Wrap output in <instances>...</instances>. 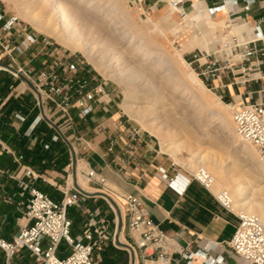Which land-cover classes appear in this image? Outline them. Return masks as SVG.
<instances>
[{
    "label": "crops",
    "instance_id": "0c3cea01",
    "mask_svg": "<svg viewBox=\"0 0 264 264\" xmlns=\"http://www.w3.org/2000/svg\"><path fill=\"white\" fill-rule=\"evenodd\" d=\"M133 1L139 5L162 8L160 19L169 15L175 24H184L183 31H167L180 38L182 48L178 50L183 57L185 52L197 47L215 49L219 44L218 35H213L216 28H228L230 25V32L241 34L249 31L246 23L255 24L264 20V0H256L247 13L237 18L229 14L243 8L244 0H239L237 5L226 6L215 16L211 15L213 7L223 5L227 0H182L175 11L170 0ZM180 9L186 13L184 17ZM0 17L1 65L14 69L23 67L36 73L47 65L68 58L54 43L39 36L35 44L23 49L21 44L29 34L28 27L11 19L1 5ZM196 29L200 30L201 36ZM7 43L11 46V56L3 50ZM1 65L0 226L6 239L12 240L25 221L29 191L22 183L35 186L60 201L69 183L67 178L75 157L77 168L84 165L99 171L113 192L130 193L140 198L151 219L170 237L173 264H190L183 257L185 253L193 254L191 264H209L216 258H223L220 264H242L230 248L239 225L237 213L223 207L216 194L200 182L189 181L184 192L170 185L169 181L174 178L187 182L189 172L171 156L158 150L155 142L145 133H141L136 140L131 139L125 130L134 126L116 110H111L107 105V93L91 116L81 119L74 109L73 119L68 122L50 107L40 113L34 94L25 82ZM217 84L214 82V85ZM221 84L225 87L217 92L231 101L238 97L244 102L264 100V94L257 92L259 84L253 85L254 94L251 97L247 96L245 87L231 85L227 79H223ZM115 138L117 145L110 151L111 141ZM19 156L23 158L17 161ZM80 181L83 182L82 179ZM67 214L72 220L73 236L91 232L95 238H101L94 250L96 264H129L127 251L111 242L114 215L103 198L81 200L69 208ZM69 253L68 246L61 244L58 255L66 257ZM0 264H5L2 250ZM11 264L40 263L23 248L13 257Z\"/></svg>",
    "mask_w": 264,
    "mask_h": 264
},
{
    "label": "built area",
    "instance_id": "2783aa9c",
    "mask_svg": "<svg viewBox=\"0 0 264 264\" xmlns=\"http://www.w3.org/2000/svg\"><path fill=\"white\" fill-rule=\"evenodd\" d=\"M238 1L227 0L221 6L213 7L211 15L215 16L226 6L237 5ZM244 1L243 8L229 15L237 18L238 15L247 13L256 2ZM181 2L182 0H171L176 8H179ZM180 14L183 17L186 15L181 9ZM246 24L249 31L241 34L230 32V25L228 31L218 33L219 44L215 49L197 48L190 52V60H187L189 65L211 90L225 87L221 81L227 79L231 85L245 87L249 97L254 94V84H259L260 89L257 92L264 94V20ZM37 41V36L29 33L21 47L28 49ZM3 50L11 56L10 43ZM1 66L25 82L34 94L40 113L50 107L68 122L73 119L74 109L81 119L91 116L106 93L107 84L95 76L81 58L60 60L36 73L23 67L14 69ZM214 82L219 84L214 85ZM231 105L236 133L242 141L256 148L264 174V100L244 102L238 97L231 101ZM125 131L133 140L142 133L136 126ZM116 145L115 138L111 141L109 150L112 151ZM22 158L19 156L17 161ZM74 162L75 157L71 161V171L67 178L69 183L63 190L64 196L60 201L35 186L22 183L29 191L24 223L12 240L4 237L0 226V250L5 254V264H11L13 257L23 248L30 251L40 264H96L94 250L101 238H95L91 232L83 236H73L72 220L67 214L69 208L90 197H101L107 202L115 222L111 242L117 248L127 251L129 264H173L169 249L171 239L151 219L140 198L130 193L113 192L104 175L84 165L79 166L80 179H71ZM192 180L211 190L213 178L204 169L189 172L187 182L174 178L169 184L184 192ZM216 199L226 209L236 212L239 218L238 228L230 242L232 252L242 260V264H264V216L237 212L227 191L216 195ZM63 243L70 249L66 257L58 255L59 247ZM192 256V253L183 254L190 264ZM223 261V258H216L209 264H220Z\"/></svg>",
    "mask_w": 264,
    "mask_h": 264
},
{
    "label": "rangeland",
    "instance_id": "374dc122",
    "mask_svg": "<svg viewBox=\"0 0 264 264\" xmlns=\"http://www.w3.org/2000/svg\"><path fill=\"white\" fill-rule=\"evenodd\" d=\"M59 1H62L61 3L72 15L70 21H72L73 26H77L76 29L91 46L92 52L90 54L86 55L80 49H69L46 33L37 31L38 29L26 18L35 8L32 6V0H0V5L11 19L28 27L30 34L54 43L71 60L81 58L85 66L107 84L106 93L109 95L107 97L109 100L107 105L111 110H116L130 124L139 127L142 133L148 135L155 142L158 150L171 156L175 162L188 172L204 169L195 165L196 157L191 150L203 155L206 154L203 152L212 148L222 160L226 157L227 160H223V166L226 169L229 167L228 155L224 156L225 154H222L224 148H229L231 153H233L231 155L234 157L238 156L240 151H236L232 147L231 140H233L234 136L222 133L220 130L221 123L219 120L210 118L209 113L212 109L221 110L220 107L222 106L219 103H225L230 105L227 108V116L229 115L232 118L233 106L231 105V100L229 97H222L217 90H211L210 86H206L202 82L208 89L206 90L207 95H210L213 99L215 98L219 103L210 107L202 106L198 102L196 98L198 97L199 99L202 95L206 96V92L204 93L205 95L200 90L194 92L191 90V82L186 79V74L195 73L197 75L186 61L190 60V52L193 49L184 53L185 60L183 54L178 50L182 48L180 38L167 32L168 30H175L174 25L166 17L160 19L163 14L162 8L150 7L144 4L139 5L133 0H69L71 5L67 4L68 0ZM114 1H116V5L113 4ZM182 24H179L180 27L184 25ZM156 26L160 29V32H158L159 30L156 31ZM228 29L227 27L216 28L213 30L215 33L213 35L216 36L218 33L228 31ZM142 31H145V33H142ZM196 33L201 36L200 30L196 29ZM123 34H126V38L122 40ZM143 34L150 35L154 42L145 44L141 52L139 51V54L135 55L137 52L135 49L140 45V42L133 44L131 39L135 35L142 37L144 36ZM216 38L218 39V36ZM172 57L177 62H173ZM158 64L160 65L159 68L154 69V65ZM137 70L139 71L137 72ZM196 77L201 80L198 76ZM151 81H155L156 84ZM157 91H162V95L159 97L163 102L170 103L168 99L174 100L173 103L171 101L173 109L177 116L186 122V126L193 131L194 138L189 140L185 128L174 124L171 119H164L163 117L155 119L151 118V116H145L146 118L144 117L141 120L137 117V114L134 115V112L127 108V104H133L140 108L147 105V103L140 100L131 102L127 98L129 93L135 92L140 97H144L154 92L157 93ZM159 110H161V107H159ZM152 130H157L163 136L165 135L168 142L170 141V136H174L176 141H183L191 145V150L183 148L176 157L170 152L167 153L162 150L161 138L154 134ZM210 138H215L220 143L217 142V144L212 145L209 143ZM250 146L258 158L256 148L251 144ZM234 150L235 152H233ZM227 172L229 173V171ZM258 173L263 174L261 170ZM211 190L217 194L221 190L227 191L229 189L227 186H212ZM237 212H242V210L237 209Z\"/></svg>",
    "mask_w": 264,
    "mask_h": 264
},
{
    "label": "bare ground",
    "instance_id": "6f19581e",
    "mask_svg": "<svg viewBox=\"0 0 264 264\" xmlns=\"http://www.w3.org/2000/svg\"><path fill=\"white\" fill-rule=\"evenodd\" d=\"M61 2L59 0H32L31 2L33 3L32 6H34L35 8H33L34 11L29 13V15L26 18L29 20L30 23H32V25L35 28L38 29L37 31L46 33L52 38L58 40L61 44H63L66 47H69L71 49H80L86 55L90 54L92 52L91 46L86 41V39L80 34L78 29H76L77 26H73L72 21H70L72 15H70V12H68V10L64 7L63 3ZM31 3L29 4L31 5ZM67 4L71 5V2L68 0ZM113 4L116 5V1H114ZM118 5L117 7H119ZM171 8L174 11L177 9L176 7L173 6L172 3H171ZM165 17L174 25L175 27L174 29L181 31L184 30L183 26L180 27L179 24H175L174 21H171L169 15ZM155 29L156 31L159 30L158 32H160V29L157 26L155 27ZM142 33H145V31H142ZM143 35L144 36L142 37H138V35L137 36L135 35L131 39V43L135 44L137 42H140L141 45V46L138 45L136 47L135 51L137 52L135 53V55H138L139 51L141 52L145 44L154 42V40L150 37V35H146V34ZM125 38H126V34H123L122 40ZM172 61L177 62V60H175L173 57H172ZM181 62L183 61L181 60ZM159 66H160L159 64L154 65V69L159 68ZM138 71L139 70H137V72ZM196 76L197 75H195V73H189L186 74L187 77L186 79H188L191 82L190 83L191 90H193L194 92H198L199 90L201 91V93L203 92L202 94L206 92L205 93L206 96H203L201 94L202 95L200 96L201 98L200 97L199 99L198 97L196 98L198 102L202 106H210V107H213V104H218L219 101L215 100V98L213 99L210 95H207L206 90L208 89L203 85L202 81L199 80ZM28 81L30 82V80ZM151 82H153V84H156L155 81H151ZM161 95H162V91H157V93L154 92L153 94L145 95L144 97H140L137 93L131 92L127 95L128 100H130L131 102H134L135 100H140L141 102L147 103V105L144 106L143 108L136 107L133 104H127L126 106L127 108H129L130 111L134 112V115L137 114V117L141 120H143L145 116L146 117L151 116V118L153 117L155 119H158L160 117H163L164 119H171L174 124L183 126L185 128L189 140H191L190 138H194L193 131H191L186 126L187 125L186 122L180 117H178L177 113L173 109L171 101L173 103L174 100L168 99L170 103L166 101L163 102L159 97ZM192 103L194 104V102ZM219 104H221L222 106L220 107L221 110L212 109L209 113L210 118L214 120H219V122L221 123L220 130L222 133L228 134V136L229 135L234 136L233 140H231L232 147L233 149H236V151L237 150L240 151V154L234 157L232 156L233 153H231L229 148L226 147L224 148L222 154H225L224 156L228 155V159H229L228 161L229 167L227 169L223 166V162H224L223 160H227L226 157L225 159L223 158L222 160V158H220L219 155L216 154V152L213 151L212 148L207 149L205 152H203L206 154L202 153L203 155H199L200 153L191 150V145L186 144L183 141L180 142L176 141L174 139V136H170V141L168 142L166 141L165 135L163 136V134L159 133L157 130H152V131L159 138H161L162 150L166 151L167 153L170 152L175 157L177 156V154L181 152L183 148L186 150H191V152H193L194 156L196 157L195 162L193 161L195 165L203 167L204 170L207 173H209V175L213 178V183L211 184L210 189L212 188V186H216V187L227 186V188L229 189L227 190L228 195L232 201V206L236 211L237 209H240L242 210V213L255 214L262 217L264 216V175L258 173L259 170H261V167L259 166L260 164L257 165L259 163L258 152H257V156H258L257 158L253 148L250 146V143L242 141V139L237 135L232 118H230L229 115L227 116L228 114L227 108L230 105L225 103H219ZM159 107H161V110H159ZM217 142L219 141L216 140L215 138L214 139L210 138L209 140V143L212 145H214L215 143L217 144ZM233 152H235V150ZM221 157L223 156L221 155ZM73 167H74L73 177L76 178V175H79V168H77L76 158ZM227 171H229V173ZM224 191L225 190H221L216 195H220Z\"/></svg>",
    "mask_w": 264,
    "mask_h": 264
}]
</instances>
